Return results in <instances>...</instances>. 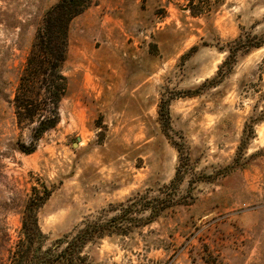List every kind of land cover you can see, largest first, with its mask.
<instances>
[{
  "label": "rangeland",
  "instance_id": "obj_1",
  "mask_svg": "<svg viewBox=\"0 0 264 264\" xmlns=\"http://www.w3.org/2000/svg\"><path fill=\"white\" fill-rule=\"evenodd\" d=\"M58 1L0 0V264L43 186L46 246L106 227L91 264H247L264 211V0H93L70 23L60 121L25 153L34 124L15 98ZM239 37L261 45L219 73Z\"/></svg>",
  "mask_w": 264,
  "mask_h": 264
},
{
  "label": "trees",
  "instance_id": "obj_2",
  "mask_svg": "<svg viewBox=\"0 0 264 264\" xmlns=\"http://www.w3.org/2000/svg\"><path fill=\"white\" fill-rule=\"evenodd\" d=\"M92 1L59 0L47 11L44 25L38 31V52L28 58L15 98L19 119L34 124L30 146L23 144L21 148L25 153L33 152L42 135L60 121L59 105L68 89V79L61 67L68 51L70 23ZM236 42L239 47L229 50L228 57L219 66V73L239 50L261 45V42L249 44L241 37ZM220 81L214 77L205 85H217ZM51 192L46 186L43 190L34 187L23 213L19 239L9 252L8 264H91L87 262V256H83V249L89 242L104 236L106 227L87 223L73 234H65L46 246L47 236L39 225L38 211Z\"/></svg>",
  "mask_w": 264,
  "mask_h": 264
},
{
  "label": "crops",
  "instance_id": "obj_3",
  "mask_svg": "<svg viewBox=\"0 0 264 264\" xmlns=\"http://www.w3.org/2000/svg\"><path fill=\"white\" fill-rule=\"evenodd\" d=\"M254 215V246L252 251L246 253L247 257L245 254V262L247 264H264V211H255Z\"/></svg>",
  "mask_w": 264,
  "mask_h": 264
}]
</instances>
